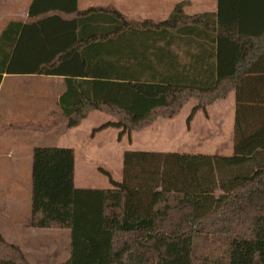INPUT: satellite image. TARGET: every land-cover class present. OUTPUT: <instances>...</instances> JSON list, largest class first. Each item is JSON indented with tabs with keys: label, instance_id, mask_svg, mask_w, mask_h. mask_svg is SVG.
I'll list each match as a JSON object with an SVG mask.
<instances>
[{
	"label": "trees",
	"instance_id": "16d2710c",
	"mask_svg": "<svg viewBox=\"0 0 264 264\" xmlns=\"http://www.w3.org/2000/svg\"><path fill=\"white\" fill-rule=\"evenodd\" d=\"M32 22L0 35L4 74L62 76V113L9 130L74 127L98 110L95 128L119 137L236 92L231 155L127 150L123 180L75 186L72 147H35L31 225L69 229L70 257L55 264H196V240L224 242V264H264V0H218L217 13L131 21L113 5L80 10L78 0H33ZM183 42L188 49L182 50ZM193 47V48H192ZM0 264H32L0 232Z\"/></svg>",
	"mask_w": 264,
	"mask_h": 264
},
{
	"label": "crops",
	"instance_id": "0c3cea01",
	"mask_svg": "<svg viewBox=\"0 0 264 264\" xmlns=\"http://www.w3.org/2000/svg\"><path fill=\"white\" fill-rule=\"evenodd\" d=\"M216 1L218 2V0ZM32 2L33 0H0V35L3 32L1 30L4 24L7 22L8 24L11 21L27 23L35 20L30 17ZM179 4H182L183 11L188 16L218 12V5L210 11L189 13L187 9L191 6L192 0H180L174 8ZM108 5H113L118 9L115 2L87 8H80L79 5L78 7L80 10H85L90 7H105ZM125 16L131 21L151 20L156 23L161 22L149 18H130L127 15ZM180 46L182 50L188 49L186 47L188 45L183 42L180 43ZM65 90L66 83L62 76L4 74L0 85V129L11 123L49 122L54 114L62 113L60 98ZM225 102H229V110L222 109L221 115L217 116L213 109L214 105H219L220 107ZM197 105V99H190L185 103L179 114L174 117V130H192L191 135H195V132L197 133L196 135H199L197 138L198 140L200 139L199 142L194 143V140L191 142L196 144L195 146L198 148L192 154L224 155L220 152V146L213 147V151L218 150L216 152L209 150L210 143L206 140V132L208 130H224L223 120H227L226 124L231 126L230 130H235L236 92L232 91L228 98L217 100L213 104L206 106L205 109H198L190 123H188V117ZM101 113L109 115L105 112L94 110L89 112L87 117L77 126L67 127L65 124H61L51 132L43 133L44 135L54 133V146L74 148L76 155L75 186L78 188H109L105 187L106 185H102L104 187L97 185L100 182L105 184L107 179L110 183L109 178L101 171V168L108 171L114 180L121 182L123 180L124 153L127 150L149 151V149H135L129 140V133L124 134L122 139H119L121 130L118 128L108 127L93 133V130L102 124L115 121L113 116L109 115L114 118L109 119ZM102 120L106 121L101 123ZM157 127L154 130H163L164 128L163 125L162 127ZM143 130H152V128L150 126ZM198 130H202V133L200 134ZM24 131L17 129L0 134V232L8 241L19 245L32 264H38L35 263V261L38 262L37 257H42L40 260H44V255L48 248V245L46 246L44 243L36 247L38 229L31 225L33 150L39 146L35 145L34 142L36 138L41 137L39 135L42 132L25 131L27 133L24 134ZM107 131H109L110 135H116V143L121 146L114 154H104V152L109 151V147L105 142V138L109 135L106 133ZM132 133L134 135V133H140V131ZM103 134L106 135L102 136ZM126 138L128 139L127 145H123ZM234 140L235 136L231 141V151L234 150ZM195 146L191 148H195ZM150 151H155V149ZM175 152L191 153L188 151ZM114 155L119 156L118 164L115 168L112 167L113 161H111Z\"/></svg>",
	"mask_w": 264,
	"mask_h": 264
},
{
	"label": "rangeland",
	"instance_id": "374dc122",
	"mask_svg": "<svg viewBox=\"0 0 264 264\" xmlns=\"http://www.w3.org/2000/svg\"><path fill=\"white\" fill-rule=\"evenodd\" d=\"M179 1L180 0H79L78 5L80 8H87L89 6L106 5L115 2L116 7L130 18L142 17L154 21H162L169 18L174 6ZM217 5L218 2L216 0H192V4L188 7L187 12L197 13L210 11L216 8ZM7 24L8 22L4 24L1 31L4 30ZM228 104L229 102H225L220 107L219 105H214L213 109L215 110L214 112L217 113V116L221 115L222 109L229 110ZM101 114L109 119H114L104 113ZM158 119L151 125L152 130H140V133H134V135L133 133H129V140L132 143L131 145H134L135 149H149V151L155 149V151L158 152L188 151L191 153H193L194 150H198L195 146L196 144H194L200 140L197 139L199 135H196V132L195 135H191L192 130H174V118L160 117L159 121ZM105 121L106 120H102L101 123H104ZM223 122L224 130H208V132H206V140L210 143V151L216 152L218 150L213 151V147L220 146V152L224 155H228L233 152L231 151V141L234 139L235 130H230L231 126L226 124L227 120H223ZM162 125L164 126L163 130H154L155 128H158L157 126L162 127ZM198 131L200 134L202 133V130ZM26 133L27 132L24 131V134ZM106 133L109 134L107 138H105L109 151L104 152V154H114L121 146L116 143V135H110L109 131ZM105 135L106 134H103L102 136ZM39 136L41 137L35 139V145L42 147H51L55 145L54 133L47 135L40 133ZM119 139H122V137H119ZM192 140L195 142L191 143ZM124 141L123 145H127L128 139L126 138ZM192 146H195V148H191ZM118 159L119 156H113L111 160L113 161V168L117 167ZM101 170L103 169L101 168ZM97 185L99 187H104L102 185H106L105 187H111V183H109L108 179L105 181V184L100 182ZM36 234V247H38L39 244L44 243L46 246L48 245V248L44 255V260H40L42 257H37L38 262L35 261V263L54 264L65 261L70 257L71 231L69 229H38ZM196 253V264H224L227 261L226 245L224 242L214 240L213 238H206L205 236L199 237L196 240Z\"/></svg>",
	"mask_w": 264,
	"mask_h": 264
}]
</instances>
